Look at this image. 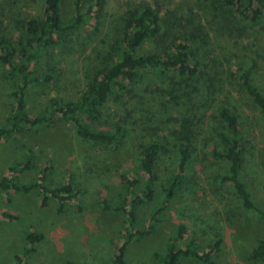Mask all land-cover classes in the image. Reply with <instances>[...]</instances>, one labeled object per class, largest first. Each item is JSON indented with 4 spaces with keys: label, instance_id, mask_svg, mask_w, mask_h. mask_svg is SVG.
<instances>
[{
    "label": "rangeland",
    "instance_id": "374dc122",
    "mask_svg": "<svg viewBox=\"0 0 264 264\" xmlns=\"http://www.w3.org/2000/svg\"><path fill=\"white\" fill-rule=\"evenodd\" d=\"M141 1L157 7L162 24L170 29L165 46L173 39L172 33L182 30L188 20L192 25L202 24L208 32L202 60L218 73L217 84L230 90L231 100L246 118L242 120L248 124L242 179L256 207L263 209L264 126L239 86L238 76L249 69L252 82L264 91V19L256 24L241 21L232 9L215 0H104L98 29L94 30L91 18L66 44L36 56L34 66H30L32 75L40 76L50 67L57 73L47 83H36L27 89L26 111L32 116L43 114L48 110L49 98L74 100L84 84L93 79L102 61L104 41L112 34V24L127 5ZM42 2L0 0V34L11 31L15 37L16 30L8 24L11 18H38ZM72 13V0H60L61 18L65 20ZM162 46L161 42H145L142 50L163 49ZM145 80L123 97L113 96L106 102V115L97 127L118 125L125 132L106 148L83 141L62 119L0 137V182L10 177L18 184L38 182L44 171L47 187L70 180L75 190V196L65 200L57 211L55 198L38 188L17 191L0 186V264H16L15 256L20 257V264H114L125 225L124 215L113 209L125 193L120 175L135 181L125 193L126 198L139 193L146 183V175L137 165L140 147L152 138L165 142L155 164L154 196L137 211V227L144 228L163 197L165 179L175 169L177 132L180 129L186 133L172 118L176 113L189 120L186 127L193 150L186 165L187 180L158 215L160 220L154 230L127 244L123 264H160L155 255H162L167 237L179 223L185 224L187 230L176 242L177 247L192 241L202 252L207 243L218 238L217 252L212 254L214 264H264L250 258L256 244L264 239V221L254 210L241 207L228 184L217 187L212 182L213 174L220 172L224 164L208 151L216 143L217 133L224 131V123L206 103L202 106V102L195 101L191 108L186 102V94L193 95L191 86L186 85L190 82H181L175 72H167L164 80L151 75ZM11 91L7 66L0 64V126L12 108ZM26 158L31 160L29 169L11 170ZM29 232L42 237L23 253ZM178 264L207 263L182 257Z\"/></svg>",
    "mask_w": 264,
    "mask_h": 264
},
{
    "label": "trees",
    "instance_id": "16d2710c",
    "mask_svg": "<svg viewBox=\"0 0 264 264\" xmlns=\"http://www.w3.org/2000/svg\"><path fill=\"white\" fill-rule=\"evenodd\" d=\"M215 1L228 10L232 9L235 17L241 21L247 20L256 24L264 19V0ZM104 3V0H72L73 13L63 20L60 15V0H43L38 18H11L8 24L16 30L15 37L11 31H2L0 34V64L7 66L8 76L12 81V108L0 126V137H11L33 125H51L55 119H62L75 129L83 141L106 148L125 135L124 130L118 125L108 129L97 127L106 115L104 112L106 102L113 96L117 99L123 97L124 93L146 81L148 75L156 80H164L167 72H175L181 82H190L186 85L191 86L193 95L186 94V102L191 104V108L195 101L202 102V106L206 103L211 110L213 108L211 112L224 123V131L217 133L216 143L208 151L211 157L224 164L220 172L213 174L212 182L217 187L228 184L241 207L245 210H254L256 216L264 221V208L256 207L242 179L244 144L247 139L245 129L248 124L244 125L243 121L246 118L242 110L231 100L230 90L217 84L218 73L216 74L210 69L209 64L202 60V48L207 43L209 35L200 23L192 25L188 20L182 30L172 33L173 39L165 46L166 33L170 29L162 24L159 9L143 1L127 5L112 24L110 38L104 41L105 47L101 51L102 61L96 68L93 79L84 84L77 97L74 100L61 102L49 98L46 112L33 116L28 114L25 109L27 89L36 83H47L57 73L54 67H50L40 76L32 75L30 66H34L36 56L53 47L66 44L69 37L78 33L91 18L94 20V30L98 29L102 24ZM145 42L154 45L161 42L163 49L142 50ZM238 79L239 86L264 126V91L252 82L249 69L242 70ZM200 88L203 89L202 93H199ZM178 106L180 107L179 104ZM172 118L179 123V128L186 130V135L180 129L177 132L179 139L175 169L165 179L163 197L153 208L144 228L137 227V211L142 204L150 201L154 196L153 183L157 177L155 164L165 149V142L152 138L140 147L137 165L146 175V183L139 193L126 198L125 193L135 181H129L120 175L124 180L125 193L120 196L119 203L113 209L124 215L125 225L123 240L117 249L114 264H123L122 255L130 241L148 235L154 230L160 220L158 215L187 180L186 165L193 150L186 127L189 125V120L185 115L180 116L177 113ZM18 164L11 167V170L26 171L30 168L31 160L26 158ZM38 180V182L18 184L10 177L3 179L0 186L3 188L10 186L17 191L38 188L43 194L48 193L55 198L57 211L61 210L65 200L75 196L74 186L70 180L64 184L47 187L44 184L46 182L44 171L39 175ZM186 230L185 224L179 223L175 226L167 237L166 248L162 255H155L160 264H178L182 257L214 264L212 254L217 252L220 239L207 243V249L202 252L192 241L177 247L176 242L182 238ZM41 237L39 233H27L25 237L27 247L23 253L28 252L34 242ZM250 258L264 261V239L256 244ZM15 263L20 264V257L15 256Z\"/></svg>",
    "mask_w": 264,
    "mask_h": 264
}]
</instances>
